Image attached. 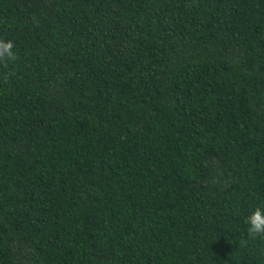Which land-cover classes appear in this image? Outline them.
Listing matches in <instances>:
<instances>
[{
    "label": "trees",
    "instance_id": "obj_1",
    "mask_svg": "<svg viewBox=\"0 0 264 264\" xmlns=\"http://www.w3.org/2000/svg\"><path fill=\"white\" fill-rule=\"evenodd\" d=\"M0 40V264H264V0H0Z\"/></svg>",
    "mask_w": 264,
    "mask_h": 264
},
{
    "label": "clouds",
    "instance_id": "obj_2",
    "mask_svg": "<svg viewBox=\"0 0 264 264\" xmlns=\"http://www.w3.org/2000/svg\"><path fill=\"white\" fill-rule=\"evenodd\" d=\"M14 44L12 41L0 40V63H7V61L15 60L16 57L12 51ZM7 58V59H5ZM248 236L251 239L257 237L264 239V210L260 206L256 207L254 211L245 218Z\"/></svg>",
    "mask_w": 264,
    "mask_h": 264
}]
</instances>
